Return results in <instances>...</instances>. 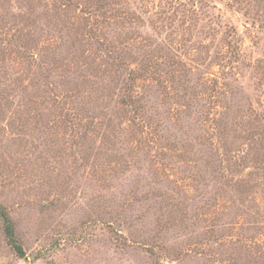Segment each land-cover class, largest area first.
I'll list each match as a JSON object with an SVG mask.
<instances>
[{"label":"rangeland","instance_id":"1","mask_svg":"<svg viewBox=\"0 0 264 264\" xmlns=\"http://www.w3.org/2000/svg\"><path fill=\"white\" fill-rule=\"evenodd\" d=\"M0 264H264V0H0Z\"/></svg>","mask_w":264,"mask_h":264},{"label":"trees","instance_id":"2","mask_svg":"<svg viewBox=\"0 0 264 264\" xmlns=\"http://www.w3.org/2000/svg\"><path fill=\"white\" fill-rule=\"evenodd\" d=\"M0 222L4 237L12 251L19 257L24 256V252L19 240L15 234L14 222L6 211V208L0 204Z\"/></svg>","mask_w":264,"mask_h":264}]
</instances>
